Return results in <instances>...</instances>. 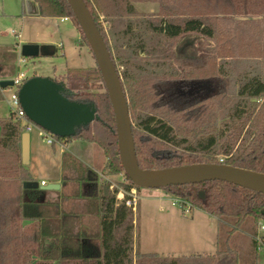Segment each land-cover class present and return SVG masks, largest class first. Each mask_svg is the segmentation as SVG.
Listing matches in <instances>:
<instances>
[{"label":"trees","instance_id":"1","mask_svg":"<svg viewBox=\"0 0 264 264\" xmlns=\"http://www.w3.org/2000/svg\"><path fill=\"white\" fill-rule=\"evenodd\" d=\"M34 2L41 18L71 19L88 46L66 0ZM83 2L118 72L140 169L215 164L264 174V73H239L234 93L224 82L242 62L264 64V0ZM139 3L157 4V11L138 14L133 5ZM190 36L207 43L205 53L176 55L175 44ZM3 62L0 77L6 74ZM61 82L73 93L71 100L95 105L98 120L74 137L54 140L93 144L105 165L98 173L64 151L61 191H42L21 162L27 124L11 112L1 119L0 264H259L255 238L264 224V196L221 181L161 189L217 220L214 256L134 253L137 208L116 205L118 189L103 180L123 176L126 191L140 190L121 165L102 76L97 66L68 69ZM97 85L102 92H92ZM69 185L75 192L65 195ZM45 242L52 249L43 252Z\"/></svg>","mask_w":264,"mask_h":264},{"label":"rangeland","instance_id":"2","mask_svg":"<svg viewBox=\"0 0 264 264\" xmlns=\"http://www.w3.org/2000/svg\"><path fill=\"white\" fill-rule=\"evenodd\" d=\"M24 0H0V63L3 60V73H10L11 76H17L22 73L25 77H45L55 82H61L65 72L68 69H87L95 68L96 64L89 47L85 44L81 32L75 23L68 19L64 21L60 18H40L26 16L23 9ZM134 9L138 14L147 15L157 11L158 5L154 3L134 4ZM237 17L244 18L243 12L236 13ZM103 13H98L99 22L108 34V25L104 23ZM65 19V18H64ZM18 36V37H17ZM26 44L38 45L41 54L37 58H23L20 55V47ZM46 45H52L56 52L54 56L44 55L48 50ZM207 43L202 38L190 36L178 41L174 46L175 54H183L187 57H199L205 53ZM44 53V54H43ZM11 55L10 59L5 58ZM24 59V62H21ZM255 63V62H253ZM242 62L236 69V73L228 71L229 75L225 78V85L229 87L231 93L236 91V77L242 72H262L264 73V64ZM2 64V63H1ZM118 73V72H117ZM16 89L14 87L0 90V120L9 116L11 111L8 101L11 94ZM103 87L97 85L92 92H102ZM28 133L32 139V149L36 152L37 161L34 165L35 178L38 187L39 180L44 179L49 182L59 173L57 156L59 147L57 142L48 145L42 130L34 125L29 126ZM1 137V127H0ZM54 146L56 157L49 158L52 155ZM80 146H86L81 144ZM49 158V159H48ZM101 163L105 165V158L102 151L94 145V159L91 166L99 173L101 172ZM103 165V166H104ZM106 181V180H104ZM111 187L124 188L129 183L123 176L108 178ZM69 187V188H68ZM65 192L73 194L75 187L67 186ZM138 205L135 222V246L139 245L154 251H169L172 253H184L180 256H193L200 252L196 240L192 238L187 228L176 227L177 218H190L191 215H183L181 209L172 206V196L165 194L162 190L142 189L138 191ZM195 216L198 211H194ZM201 227L198 226L200 231ZM52 249L50 243L45 242L42 251L46 252ZM201 249V248H200ZM177 251V252H176ZM201 255V254H199ZM259 264L264 262V255L260 254ZM242 264V262H241Z\"/></svg>","mask_w":264,"mask_h":264},{"label":"water","instance_id":"3","mask_svg":"<svg viewBox=\"0 0 264 264\" xmlns=\"http://www.w3.org/2000/svg\"><path fill=\"white\" fill-rule=\"evenodd\" d=\"M83 33L102 76L115 120L119 158L124 173L131 183L142 189L161 190L170 186L201 184L221 181L264 196V174L226 165L197 164L163 170H142L136 160L132 124L127 100L122 91L119 75L110 54L83 0H66ZM47 50V48H45ZM47 51L44 55H47ZM41 49L35 44L20 47L23 58H37ZM11 80L0 81V90L12 88ZM72 92L62 82L45 77H31L18 91V101L26 119L35 127L55 138L74 137L98 120L96 107L91 102L73 101ZM29 135L21 136V162L28 165ZM42 191H59L58 184L40 187ZM107 192V189H105ZM200 198L203 194L200 193Z\"/></svg>","mask_w":264,"mask_h":264},{"label":"crops","instance_id":"4","mask_svg":"<svg viewBox=\"0 0 264 264\" xmlns=\"http://www.w3.org/2000/svg\"><path fill=\"white\" fill-rule=\"evenodd\" d=\"M23 9H24V14L26 16H28V17H30V16L39 17L37 5L34 2V0H24ZM45 48H47V50L49 52L47 54V56H54L55 55L56 50L54 47H52V45H46ZM12 78H14V76H10L6 73L4 77H0V81L11 80ZM28 135H29V158H28V165L25 167L28 170V172L30 173V175L32 176V178L35 180V182L38 183L37 179L35 178V173H34V170H35L34 165L36 164V161H37L36 159H37L38 155L32 149V139H31V136L29 133H28ZM81 144L86 145V146H80ZM57 145L60 149L58 152V156L56 157V153H55L56 151H55L54 146H53L52 147V155H50L49 158L50 159L51 158L55 159V157L57 158L56 162L59 165V173H57V175H55L51 179V181H49V182L45 181L44 179H40L39 185L41 182H44L45 186L50 185V184H58L60 186L59 191H61L60 180H61V156H62V153L64 151L69 152L75 158H77L79 161H81L82 163H84L88 167L95 170V168L93 166H91L92 161L94 159V145L89 144V143H84L81 141H77V140H72L71 142L64 143V144L57 142ZM101 164L102 165L100 167V170L103 168L104 163H101ZM95 171L98 172L97 170H95ZM103 180L108 181V178H103ZM66 189H67V187H65L63 189V193L65 195H71L68 192H65ZM194 211H198V213H201V214H197L195 216ZM189 215H191V217L189 219L185 218L184 216L177 218L178 222H176L175 226L179 227V228H187L189 230L190 234L192 235L191 237L194 238V240H196V243L198 244L197 247L199 248L200 252L203 250L202 253L196 252L193 256H180V254H184V253H174V251L172 253H170L169 251H167V252L166 251L165 252L154 251V250H151L148 248H144L140 245H139V249H136L138 245H136V246L134 245V253H138L141 255L156 254L162 258H173V259L174 258H181V257L205 258V257L214 256L216 251H217V245H216L217 220L214 217L209 216L208 214H206V213H204L198 209L192 210ZM136 225H138L137 222H136ZM198 226L201 227L200 231L198 230ZM87 229H88V225L86 223H84L82 226V230L85 231ZM199 254H201V255H199Z\"/></svg>","mask_w":264,"mask_h":264},{"label":"built area","instance_id":"5","mask_svg":"<svg viewBox=\"0 0 264 264\" xmlns=\"http://www.w3.org/2000/svg\"><path fill=\"white\" fill-rule=\"evenodd\" d=\"M66 21L67 19H63ZM21 62H24V59H21ZM29 78L25 77L22 73H19L17 76H14V78L11 79V81L14 83V88L16 89L13 94H11L10 99L8 101V104L10 105L11 113H13L18 119L22 120L25 124H27L26 133L29 130V126L32 125L25 117L23 111L20 108L19 101H18V91L23 85L24 82H26ZM24 132V133H25ZM42 134L44 136V139L46 140V143L48 145H53L54 137L51 136L49 133H46L42 131ZM40 186H45L44 182L40 183ZM117 188V187H115ZM118 194L116 196V205L120 204L121 202L124 203L126 207L131 208L133 211L137 208L138 205V193L136 189L131 188L129 191H126L124 188H117ZM172 206H177L181 209L183 214L189 215L192 211V207L189 203L179 199L172 197L171 200ZM258 235L255 238V241L257 243V250L259 253L264 255V224H259L258 226ZM260 264H264L260 263Z\"/></svg>","mask_w":264,"mask_h":264}]
</instances>
